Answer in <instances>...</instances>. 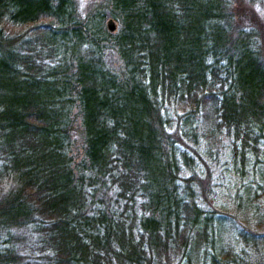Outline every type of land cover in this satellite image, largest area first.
Instances as JSON below:
<instances>
[{
    "label": "trees",
    "instance_id": "obj_1",
    "mask_svg": "<svg viewBox=\"0 0 264 264\" xmlns=\"http://www.w3.org/2000/svg\"><path fill=\"white\" fill-rule=\"evenodd\" d=\"M246 4L104 0L82 14L77 0H0V264L17 262L14 228L50 264L214 252L210 174L193 153L228 139L242 169L264 139V26L250 7L264 0Z\"/></svg>",
    "mask_w": 264,
    "mask_h": 264
},
{
    "label": "rangeland",
    "instance_id": "obj_2",
    "mask_svg": "<svg viewBox=\"0 0 264 264\" xmlns=\"http://www.w3.org/2000/svg\"><path fill=\"white\" fill-rule=\"evenodd\" d=\"M103 1L77 0L78 9L84 14ZM241 1L247 2L236 0V5L239 6ZM250 7L254 9L252 18L261 27L264 26V5L252 4ZM244 20L249 22L247 18ZM115 24L117 29V22ZM107 59L113 66H120L115 53L108 54ZM71 136L72 156L78 160L82 152V139L77 117L73 121ZM209 146L212 151L206 150ZM198 152L197 155L193 153L198 173L204 175L208 171L210 174V202L215 218V237L212 240L215 250L213 253L194 254L191 259L182 260L180 264H211L210 257L214 253L218 264H264V139L259 156L255 158L249 154L248 162L242 169L233 160L228 139H220L213 147L202 140ZM10 185L8 180L0 181V197ZM10 233V241L4 246L13 247L16 264H50L39 256L35 237L29 229L14 228ZM3 238H8V235L0 236V240Z\"/></svg>",
    "mask_w": 264,
    "mask_h": 264
},
{
    "label": "water",
    "instance_id": "obj_3",
    "mask_svg": "<svg viewBox=\"0 0 264 264\" xmlns=\"http://www.w3.org/2000/svg\"><path fill=\"white\" fill-rule=\"evenodd\" d=\"M105 27L108 32H114L116 29V24L112 18H107L105 21Z\"/></svg>",
    "mask_w": 264,
    "mask_h": 264
}]
</instances>
